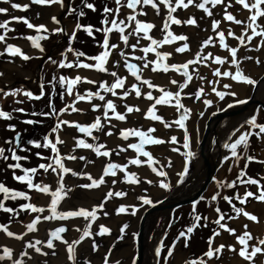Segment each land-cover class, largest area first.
Instances as JSON below:
<instances>
[{
	"label": "rangeland",
	"instance_id": "374dc122",
	"mask_svg": "<svg viewBox=\"0 0 264 264\" xmlns=\"http://www.w3.org/2000/svg\"><path fill=\"white\" fill-rule=\"evenodd\" d=\"M8 1L0 0L5 13V20L0 24V88L18 81L27 87L0 91V161L5 157L4 147H11L10 160L5 162L12 166L0 174V205L8 210L9 216L16 218L24 204L19 198L25 197L30 206L23 221H0L2 228L27 226L38 209L42 187L54 162L62 158L59 140L67 112L77 102L85 83L79 71L82 67L98 65L120 13L133 2ZM201 2L200 9L205 12L206 19L199 17L198 10L187 26L192 31L191 41L180 35V55L188 50L193 54L189 63L180 64L173 89H160L161 85L167 86L166 69L152 61L148 72L153 78L142 106L147 123L142 124V129H137L139 123L134 121L128 126L132 148L125 179L118 174L119 180L115 178L113 187L103 185L101 192L94 196L92 208L98 209V215L81 222L72 215L74 212L64 211L61 225H58L63 230L61 234L67 231L64 237L51 245L40 242L36 245L33 241L30 244L25 238L16 240L1 264H103L102 252H115L114 236L120 231L117 228L121 220L128 217L135 229L144 211L163 199V204H169L175 195L173 192L193 179L202 165L199 143L210 117L223 108L230 110L248 100L256 81L264 74V59L261 58L264 0ZM217 2L224 7L223 11ZM51 15H55L57 26L54 37L45 38L39 26ZM199 20L206 25H201ZM48 54V61L39 69ZM236 84L244 88L238 90ZM214 88H218L219 95L213 94ZM29 89L42 96L32 99ZM251 106L259 111L245 133L241 152L233 157L221 185L212 183L204 199L197 203L162 211L158 228L154 230L155 264H172L177 255L182 258L180 264H207L214 236L222 228L231 233L232 221L242 217L252 206L264 204V109L261 105ZM105 109L106 116L114 114L110 106ZM243 113L225 118L242 119L226 134L219 133L222 153L216 161L217 167L227 159L234 139L254 112L249 116ZM136 130L143 133L141 151L133 148ZM37 149L45 154L40 166L34 165L31 158ZM250 159H254L253 163H249ZM248 164H251L249 169ZM13 170L17 171L16 185L4 184V175ZM201 183L194 184V191ZM66 185L61 184L63 196ZM166 195L170 198H164ZM65 225L70 229H65ZM108 246L113 248L108 249ZM33 256L36 257L34 261ZM224 260L225 256L219 255L214 264H225ZM135 261L136 253L131 264Z\"/></svg>",
	"mask_w": 264,
	"mask_h": 264
},
{
	"label": "bare ground",
	"instance_id": "6f19581e",
	"mask_svg": "<svg viewBox=\"0 0 264 264\" xmlns=\"http://www.w3.org/2000/svg\"><path fill=\"white\" fill-rule=\"evenodd\" d=\"M9 2L11 0L7 3ZM201 4V0H133L132 5L120 13L98 65L93 68L82 67L79 71L85 83L81 86L77 102L67 112V120L59 140L62 158L56 160L50 170L40 193L42 201L38 209L25 227H0V264L8 253L6 251L12 249L16 240L25 238L30 244L33 241L36 245L37 242L51 245L56 239L64 237L67 231L61 234L63 230L58 228V225H61L59 223L66 210L74 212L72 215L81 222L98 215V209L92 208L94 196L101 192L103 185L113 187L115 178L116 181L119 180L118 174L125 179L128 155L132 148V141L128 138V126L134 121L139 123L137 129H142V124L147 123L143 105L144 98L148 95L146 91L151 87L150 79L153 78L151 72H148L152 61L166 69L167 86L161 85L160 89H173L174 76L177 75L180 64L189 63L188 60L193 54V51L188 50L184 55H180V35L187 36L191 41L192 31L187 26L192 14L198 10L199 17L206 19L205 12H201ZM217 6L223 11L224 7L219 2ZM1 8L0 6V24L5 20L4 9ZM45 19L47 21L45 20L39 28L45 32V38L54 37L57 26L55 15ZM199 23L206 25L202 20H199ZM182 57L184 59H181ZM261 58L264 59V47L261 49ZM207 74L213 79L211 72L208 71ZM236 87L238 90L244 88L237 84ZM213 94H220L218 88H214ZM262 96L264 80L259 83L254 97L264 102ZM191 103L195 105L193 101ZM107 106L114 110V114L105 115ZM258 111L254 106H249L243 111V116L254 113L234 139L227 159L220 162L218 167L216 161L222 153L219 133L222 131L226 134L242 118L237 121L221 119L217 123V143L212 141V135L209 134L204 155L215 165L213 184L221 185L233 157L241 152L245 133ZM136 133L133 148L141 151L143 133L139 130H136ZM201 160V167L193 175L195 181L191 184H188L190 180L187 181L186 185L173 194L189 195L199 181L203 183L206 171L202 157ZM62 183L67 184L63 189L65 196L60 193ZM189 188L193 189L190 191ZM92 190L96 192H91ZM166 197L168 196L164 198ZM154 213L145 225L142 264H155L154 230L158 228L162 211ZM137 223L133 229L128 217L121 220L117 228L120 230L117 234L119 236H114L115 248L107 247L115 249V252H102L103 264H131L136 253L139 222ZM230 226L231 233L222 228L214 236L206 263L214 264L217 257L223 254L225 264H264V204L252 206L242 217L232 221ZM66 227L67 225L64 228L70 229ZM222 247L224 249L216 252ZM34 259L35 256L32 260ZM181 259V256L177 255L172 264H180Z\"/></svg>",
	"mask_w": 264,
	"mask_h": 264
},
{
	"label": "water",
	"instance_id": "95a60500",
	"mask_svg": "<svg viewBox=\"0 0 264 264\" xmlns=\"http://www.w3.org/2000/svg\"><path fill=\"white\" fill-rule=\"evenodd\" d=\"M73 0H69V4L72 2ZM68 4V5H69ZM50 57V54H48L40 63L39 65V69L42 68V66L48 61V58ZM264 80V74L256 81L252 94L249 97L248 100H246L245 102L241 103L240 105L235 106L234 108L228 110L227 108H223L220 111L216 112L215 114H213L209 121L207 122L206 125V129L203 133V136L201 138V141L199 143V154L203 159V164H204V169L206 171V175H205V180L204 182L198 187V189L194 192H192L189 195H185L182 196L181 194H175L173 195V197H169L170 198V203L169 204H163V202L165 201L164 199L160 202H157L155 204H153L152 206H150L146 211H144L143 216L141 218V221L139 223V229L137 232V236H136V261L135 264H142L143 263V259H144V230H145V225L147 223V221L149 220V217L152 215V213L156 212V211H165L168 212L170 210H173L175 208H178L180 206L183 205H187V204H194L196 202H198L199 200L203 199L206 192L208 191L210 185L212 184V180L215 174V165L211 164L209 162V159L205 157V143L208 139L209 134L211 133L212 135V141L217 143V123L226 117H230L239 113H242L243 111H245L249 106L251 105H261L262 108H264V103H262L261 101H259L258 99H256L255 93L257 90V87L259 85V83L261 81ZM39 82L41 84V79H39ZM14 86H25V83L23 82H14L12 83V86H9L8 88L5 89V91H8L10 89H12V87ZM30 96L32 98H36L39 99L42 94H43V90H42V94L41 95H37L35 96L33 94V91L30 90ZM215 123H212L214 122ZM195 181V178H193L190 183ZM190 186V185H187ZM168 198V197H166ZM168 198V199H169Z\"/></svg>",
	"mask_w": 264,
	"mask_h": 264
},
{
	"label": "trees",
	"instance_id": "16d2710c",
	"mask_svg": "<svg viewBox=\"0 0 264 264\" xmlns=\"http://www.w3.org/2000/svg\"><path fill=\"white\" fill-rule=\"evenodd\" d=\"M96 1V0H95ZM111 1V0H110ZM91 6V5H90ZM79 50V49H78ZM90 54V53H89ZM95 53H93L92 55H94ZM5 142V141H4ZM4 144H6V142L4 143ZM10 149H11V147H9V149L8 148H5L4 147V149H3V153H4V155H5V157L3 156L2 158H1V164H0V174L2 175V174H4V170H7V169H9L10 167L12 168V166H10V164L11 163H8V164H6V160L7 159H9L10 160V158H9V153H10ZM46 152V151H45ZM7 154V155H6ZM44 153H41L40 152V149L38 150L37 149V152L34 154V152L32 153V163H36V164H34V165H36V166H40L39 164L41 163L40 161H41V159H43L44 158ZM34 165H32V167L34 166ZM9 173L10 172H8V174L5 176L4 175V177H3V183L4 184H7V185H13V183L16 185V174H17V171H14L13 170V172H11L10 173V175H9ZM15 188H16V186H15ZM15 190H14V188H13V192H14ZM237 195H239V193H237ZM20 199V200H19ZM18 200L19 201H21V202H23L24 204H23V206L21 205L20 206V209H19V211H21L20 212V214H19V217H12V216H9L10 214L9 213H7V209H5V207L4 206H2V205H0V221L1 222H14V221H23L24 219H25V217H26V215H27V213H26V211L27 210H29V201H27V199H25V197H24V199H21V198H19ZM28 203H27V202ZM25 205V206H24ZM25 211V212H24ZM10 218V219H9Z\"/></svg>",
	"mask_w": 264,
	"mask_h": 264
},
{
	"label": "flooded vegetation",
	"instance_id": "af4514ba",
	"mask_svg": "<svg viewBox=\"0 0 264 264\" xmlns=\"http://www.w3.org/2000/svg\"><path fill=\"white\" fill-rule=\"evenodd\" d=\"M13 83H14V82H13ZM8 87H9V86L4 87V88L1 87V88H0V91H1V92H8V91H11V90H12L14 87H16V86L12 87V89H10V90H8V91H5V89L8 88Z\"/></svg>",
	"mask_w": 264,
	"mask_h": 264
}]
</instances>
